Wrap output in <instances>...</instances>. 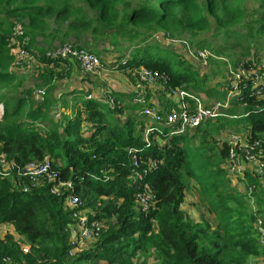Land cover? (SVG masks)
<instances>
[{"label": "trees", "instance_id": "obj_1", "mask_svg": "<svg viewBox=\"0 0 264 264\" xmlns=\"http://www.w3.org/2000/svg\"><path fill=\"white\" fill-rule=\"evenodd\" d=\"M18 22L42 83L36 89L46 93L40 98L13 93L1 102L0 225L8 231L0 239V263L10 258L11 264H257L253 261L264 258L257 228L264 216L252 206L264 205V174L236 178L245 187L239 191L227 170V141L214 139L225 131L222 137L236 132L264 140V98L244 92V99L235 97L226 111L230 117L206 121L183 135H171L143 113L154 108L165 118L175 89L222 101L232 83L221 61L223 68L216 67L224 75V90L209 88L211 74L202 72L179 46L159 36L152 40L156 34L178 40L186 33L223 36L215 50L208 40L198 41L194 49H211L216 60L224 58L227 64L258 61L264 53V0H0V91H17L23 85L9 73L12 30ZM100 41L108 46L105 50L120 53L110 63L123 75L132 78L131 72L144 68L169 77L167 83L158 80L152 94L157 100H151L149 90L144 104L136 102L149 85L135 77L137 91L110 94L111 106L105 95L94 94L97 80L83 73L76 60L49 56L57 42H72L94 53ZM235 48L242 50L239 56L225 58L230 54L225 50ZM149 127L155 131L147 142ZM189 135L193 144L186 142ZM133 150L143 167L157 163L136 185ZM45 158L59 181L73 184L65 193L79 196L90 220L102 225L96 241L74 256L69 255L74 219L64 196L52 195L53 184L47 180L31 187L28 178L18 177L28 164ZM246 180L248 186L242 183ZM140 184L154 196L147 213L137 199ZM194 185L203 202L199 207L213 216L201 214L198 220L183 208ZM24 245L29 246L27 253Z\"/></svg>", "mask_w": 264, "mask_h": 264}, {"label": "built area", "instance_id": "obj_2", "mask_svg": "<svg viewBox=\"0 0 264 264\" xmlns=\"http://www.w3.org/2000/svg\"><path fill=\"white\" fill-rule=\"evenodd\" d=\"M12 31L13 47H11L10 51L14 59L12 66L17 70H27V68L31 67L33 60L30 52L25 48L29 39L25 37L23 24L20 22L16 23ZM166 35H168L166 41L179 46L183 52L186 51L188 53L187 48L184 46H189L187 42L173 39L169 34ZM189 55L191 60L205 68L209 65V58L213 57V54L209 53L208 50L194 49ZM49 56L62 59H74L80 70L86 74H96L104 70L102 62L95 54L85 49H78L71 42L56 46L49 52ZM228 71L232 83L230 92L224 100L207 101L205 97H201L199 93L193 90L175 89L172 91V98L178 100V106H173V109L171 108L165 118L158 109L154 108H145L143 111L144 115L155 120L157 124L167 127L171 135H183L188 132H194L206 121L228 116L226 111L233 107L235 97H239L238 100L242 101L244 99V92H249L251 96L256 98H264V53L258 61L253 60L251 63H248L247 60H243L236 64H229ZM137 75L141 83L149 86L157 84L159 79H163L165 83L170 80L165 74H158L157 72L146 69L137 72ZM45 93L44 89H39L35 95L40 98ZM110 102L113 104V100ZM136 102L144 104L145 98H139ZM261 111H264V108ZM3 116L4 106L1 104L0 121ZM153 131L155 129L152 127L146 129L145 136L147 142L148 136ZM227 144V170L232 177H244L246 174L260 177L264 174V140H249L242 134L232 132L227 138ZM130 153L133 165V184L136 185L137 182L142 183L145 180L148 170L156 168L157 163L153 162L152 165L149 164L143 167V163L141 165L136 151H131ZM2 163L5 170L10 168L3 160ZM18 177L28 178L31 182V187L36 186L42 180H47V182L53 184L51 188L52 195L57 197L64 196L66 205L72 211L74 219V223L70 227V245L72 246V250L69 252L70 256L81 252L87 243L96 241V238L100 236L102 225L96 220H90L88 216L89 210L85 208V204H83L79 196L72 193H65L73 190V184L58 180V174L53 170V165L49 158H45L42 162L28 164L18 173ZM138 188L140 191L137 195L138 202L142 211L147 213L154 203V196L148 187L144 188L140 184ZM23 189L25 191L29 190L25 187ZM252 190V187L248 188L250 195ZM257 228L261 235L260 244L264 247V220L262 218L258 219ZM7 231L8 228L6 226L0 225V239ZM23 251L27 253L29 246H24ZM11 263L12 260L10 258H3L0 264ZM262 264H264V260Z\"/></svg>", "mask_w": 264, "mask_h": 264}, {"label": "rangeland", "instance_id": "obj_3", "mask_svg": "<svg viewBox=\"0 0 264 264\" xmlns=\"http://www.w3.org/2000/svg\"><path fill=\"white\" fill-rule=\"evenodd\" d=\"M142 33H144V31H142ZM156 36H159L160 40L164 41V40H166V37L168 35H166V33L165 34L164 33L156 34L154 36V38H152V40L157 39ZM222 38H223V36H220V37L215 39L214 37H212L210 35H207L206 33L205 34H200L199 33L196 37H193L190 33H186L180 39L183 42L187 41L190 44L192 43L193 46L192 45H189V46L184 45L187 48V50H188L187 55L190 56L189 54L194 51V48L197 46L196 43L198 41L208 40V44L215 50V48L218 47V45L220 43L219 41H221ZM152 40H149V41H152ZM73 41L74 40H72V42ZM39 43L41 45L44 44L41 40H39ZM58 45H60L58 42L54 43L53 44V46H54L53 48H55ZM107 47L108 46L103 41H100L97 45H95V52L94 53H96L97 55L101 56L100 58L103 60L104 63L101 60L100 61L102 62L103 66H104V70L102 72H99V73H96V74H92L94 76H90V77H91V79H96L97 80L95 82V89H93L94 94L96 96H99V94L100 95H105L108 98V100H109V104L111 106H113L114 105V98L111 97L110 94H113V93L125 94L127 92L131 93L132 90H134V92L137 91V89H135V77L137 78V80H139L138 79L139 76L137 75V72L143 70L144 68L136 69L134 72H131L132 78L129 77L128 75H123L122 71H119L117 69V66H113V64L111 65V63H110L112 60L114 61V59H116V56L118 54H120V53L119 52L115 53L113 50H105V48H107ZM86 48H88V47H86ZM90 48L92 49L93 46H90ZM169 49H170L171 52H173V51L174 52H178L175 48H170L169 47ZM208 52L211 53V54L213 53L214 58L212 57L213 61L207 66V68L202 67L201 65H198L197 63H196V65L201 69L202 72H204V73L209 72L211 74L208 77V80H207V85H208L209 88H211V89L215 88V89H218L220 91L221 90L223 91L224 89L222 88L223 87L222 83L225 82L224 75L220 71L218 72V69H217L216 66H217V63H218L220 66H222L221 68H223L224 65H223L222 62H224L226 64L224 69L228 71L229 64L226 63V60L224 58H222L220 60H216V57H218V56H216V53L214 51H212L211 49H208ZM225 52L226 53H230V54H226L225 58L232 59V58H230L232 55L239 56V54L242 52V50L240 48H235V49L225 50ZM227 55H228V57H227ZM219 57H223V56H219ZM146 70H148V69H146ZM36 71H37V68H36V63H34V61L31 63V67L27 68V70H24V69L23 70L22 69H18L17 70L11 65L9 73L16 75L18 80H20V81L23 80V85L21 86L20 90H17L18 92L16 90L10 92L8 89L7 90L6 89L1 90L0 91V105H1V102L3 101V99L5 100L6 98L9 97V95L11 96L13 93H17V94H22L23 93V94H27V95L28 94H34L35 95L36 91L39 90V88L36 89L37 84L42 85V83L39 82L38 79H37L38 75L36 74ZM150 71H152V70H150ZM15 84H17V83H15ZM157 85L158 84L149 86L148 90H146V91L144 90L145 91L144 95L138 97V99L144 97L145 95L147 96L149 94V90L152 91L151 92V95H152L155 92V90L157 91V89H158ZM41 89H44V88H41ZM199 95L201 97H204L203 93L202 94L199 93ZM156 98L157 97H155L154 95L151 96V100L154 99V101H155V100H157ZM164 99H166V98H164ZM167 99L169 100V98H167ZM111 100H113V104H111V102H110ZM154 101H153V103H154ZM207 101H209V100H207ZM177 102H178V100L173 98L172 101H171V108L173 106L177 107L178 106ZM155 104L157 106L159 105L158 102H155ZM168 104H169V102H168ZM171 108H170V110H171ZM146 118H148V117L146 116ZM230 133H232V132H230ZM230 133L227 134L226 136L222 137L225 134V131H224V133H222L220 136L214 135V139L216 141H218L219 143L221 142V138L227 141V138L230 135ZM145 134H146V132H145ZM186 142H191V144H193V140H192L191 135L186 137ZM194 146H195V143H194ZM217 149H218V147H217ZM133 151H136V150H133ZM232 182H234L232 185L236 186L239 191L243 192V190H245V187L241 183L237 184L235 179H233ZM242 183L244 185L248 186L250 182L246 180V181H244ZM198 192H199V187H195V185L192 186L189 189V191L186 193L185 201L183 203V208L186 210V212L188 214L190 213L195 219H198V220H200V215L201 214H203L205 216H213L212 214H208V211H206L205 209H202V208L199 207V204H203V202H201L199 200L200 197L198 195ZM254 201H255L254 198H252L250 200L251 203H254ZM252 206L253 207L255 206L256 209L261 210L264 213V205L252 204ZM263 213H262V215L264 216ZM16 237H19V236L16 235ZM87 244H89V243H87ZM87 244H86V246H87ZM24 246H27V245H24ZM86 246L83 248L82 251L86 250ZM22 249H23V247H22ZM153 259H154L153 256H151L149 261L153 262ZM263 260L264 259L261 258L259 260L253 261V262L257 263V264H262Z\"/></svg>", "mask_w": 264, "mask_h": 264}, {"label": "clouds", "instance_id": "obj_4", "mask_svg": "<svg viewBox=\"0 0 264 264\" xmlns=\"http://www.w3.org/2000/svg\"><path fill=\"white\" fill-rule=\"evenodd\" d=\"M185 41V40H184ZM234 105V104H233ZM247 175V174H246ZM246 175L244 176V177H240V178H242L243 180H245L246 179ZM252 175V174H251ZM254 176V175H253ZM257 177V176H256ZM235 178H239V177H235ZM250 187V186H249ZM248 187V188H249ZM248 194H249V192H248ZM250 195V194H249Z\"/></svg>", "mask_w": 264, "mask_h": 264}, {"label": "crops", "instance_id": "obj_5", "mask_svg": "<svg viewBox=\"0 0 264 264\" xmlns=\"http://www.w3.org/2000/svg\"><path fill=\"white\" fill-rule=\"evenodd\" d=\"M133 89H134V88H133ZM133 91H134V90H132V91H131V93H132ZM127 93H129V92H127ZM232 179H235V180H236V182L238 181V180H237L235 177H232ZM261 203L263 204V203H264V201H262Z\"/></svg>", "mask_w": 264, "mask_h": 264}]
</instances>
